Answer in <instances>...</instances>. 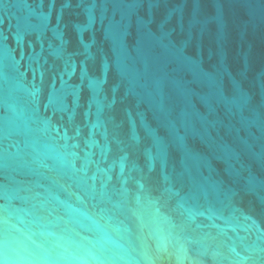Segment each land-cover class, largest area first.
I'll return each mask as SVG.
<instances>
[{
    "label": "water",
    "instance_id": "water-1",
    "mask_svg": "<svg viewBox=\"0 0 264 264\" xmlns=\"http://www.w3.org/2000/svg\"><path fill=\"white\" fill-rule=\"evenodd\" d=\"M0 264H264V0H0Z\"/></svg>",
    "mask_w": 264,
    "mask_h": 264
}]
</instances>
